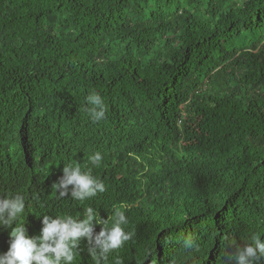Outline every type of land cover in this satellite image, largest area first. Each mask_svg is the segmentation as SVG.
Returning a JSON list of instances; mask_svg holds the SVG:
<instances>
[{
	"label": "trees",
	"instance_id": "1",
	"mask_svg": "<svg viewBox=\"0 0 264 264\" xmlns=\"http://www.w3.org/2000/svg\"><path fill=\"white\" fill-rule=\"evenodd\" d=\"M67 163L105 191L59 197ZM9 194L25 197L29 236L42 214L107 218L141 196L145 207L124 210L132 238L104 264H224L229 241L264 239V0H0ZM74 264H93L86 246Z\"/></svg>",
	"mask_w": 264,
	"mask_h": 264
},
{
	"label": "clouds",
	"instance_id": "2",
	"mask_svg": "<svg viewBox=\"0 0 264 264\" xmlns=\"http://www.w3.org/2000/svg\"><path fill=\"white\" fill-rule=\"evenodd\" d=\"M85 99L90 118L94 121L104 119L106 105L103 98L92 92ZM89 160L92 165H98L102 155L96 152ZM61 172L62 175L52 184L59 197L70 196L84 201L105 191L103 182L93 176L90 169H82L78 163L63 164ZM25 203L21 194L0 196V226L9 229L8 248L1 244L0 264H74L80 246H86L93 264H104L111 252L132 238L133 233L123 227L128 223L124 210L146 206L139 196L126 201L120 208L112 207L107 218H101L90 207L83 217L42 214L39 216L42 225L40 233L29 236L24 223L20 222L25 213ZM183 243L186 248L194 247L191 238ZM223 259L224 264H260L264 261V239L253 235L244 241L243 246L233 239L225 245Z\"/></svg>",
	"mask_w": 264,
	"mask_h": 264
}]
</instances>
